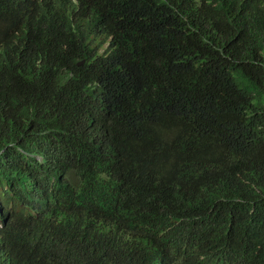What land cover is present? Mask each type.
<instances>
[{
  "label": "trees",
  "instance_id": "trees-1",
  "mask_svg": "<svg viewBox=\"0 0 264 264\" xmlns=\"http://www.w3.org/2000/svg\"><path fill=\"white\" fill-rule=\"evenodd\" d=\"M175 223L264 264V0H0V264H158Z\"/></svg>",
  "mask_w": 264,
  "mask_h": 264
},
{
  "label": "clouds",
  "instance_id": "clouds-1",
  "mask_svg": "<svg viewBox=\"0 0 264 264\" xmlns=\"http://www.w3.org/2000/svg\"><path fill=\"white\" fill-rule=\"evenodd\" d=\"M123 7V6H122ZM127 14L126 25L139 28V25H145L143 14H137L138 21L136 22L132 17V9L129 7L122 8ZM149 21H151L149 19ZM152 22V21H151ZM120 37L114 33L108 37V41L104 44L100 50L102 53L107 50L105 59L116 48L117 41ZM86 60H80L78 65H83ZM136 65V64H135ZM148 73V67L143 68V74L137 79V82L131 88H121L117 93V97L131 93L133 90H137L146 80ZM105 103L107 98H104ZM105 176L102 175L103 181ZM107 199V198H105ZM45 203L50 201L45 200ZM148 208L153 209L158 206L157 202L144 203ZM113 215H116L114 220L118 223H124L125 210L122 196L116 197L115 207L111 211ZM136 213L138 216L146 215L145 209L141 203H138ZM46 215V212L41 209L39 217L42 218ZM141 221V220H140ZM138 220V223L140 222ZM258 227V225H253ZM138 236H147L152 239L154 243V251L158 253V264H252L244 262L246 253V240L244 235L234 229L231 223L219 231L212 233L210 236H204L202 233L195 234L191 231L179 229L178 223L168 227L161 228L158 226L150 225L148 229L141 228L136 231Z\"/></svg>",
  "mask_w": 264,
  "mask_h": 264
}]
</instances>
